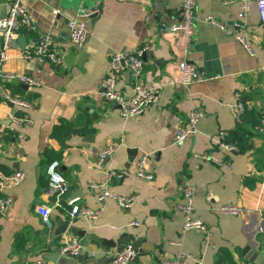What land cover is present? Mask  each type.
Wrapping results in <instances>:
<instances>
[{
	"label": "crops",
	"instance_id": "1",
	"mask_svg": "<svg viewBox=\"0 0 264 264\" xmlns=\"http://www.w3.org/2000/svg\"><path fill=\"white\" fill-rule=\"evenodd\" d=\"M12 1L0 0V15L7 13ZM21 1L34 25L23 32L28 45L49 33L62 60L26 59L23 49L11 44L3 63L4 71L34 76L39 83L25 88L7 81L0 90V168L25 173L19 185L0 187L1 195L13 199L8 212L0 211V264H36L39 259L52 261L51 256L62 264H113V252L128 242L137 249L130 264H171L179 252L200 257L191 264H215L222 247L231 252L235 264H255L244 254L249 245L264 255V131L253 128L254 121L264 117V24L255 2L243 19L245 29H240L253 42L255 54H250L233 33L205 19L211 14L230 24L240 10L235 0H194L190 41L180 30H160L162 22L181 20L183 0ZM94 6L98 11L83 17L88 29L83 47H72L68 19ZM2 46L0 35V50ZM143 46L147 49L141 80L159 87V98L142 114L125 117L118 104L104 99L101 80L114 52ZM185 58L207 78L184 85L180 63ZM133 84V75L123 73L119 85L127 95L133 93ZM6 91L30 106L12 104L5 99ZM237 98L246 105L240 122L232 109ZM193 109L204 112L197 131L175 143L176 131L186 125ZM26 114L30 124L15 121ZM70 123L83 128L74 131L63 147L52 132L56 125ZM239 124L250 131L243 149L219 150L218 132L230 134ZM105 147L114 151L99 164L98 153ZM130 149L135 152L129 163ZM194 151L225 155L229 164L196 159ZM142 157L152 179L137 175ZM55 159L66 180L62 194L47 172ZM109 169L122 175L108 182ZM186 181L195 186L194 214L208 224L209 242L204 232L183 229L179 204ZM104 189L135 195L136 202L121 208L110 198L101 201L98 195ZM74 198L101 208L100 216L72 218ZM223 203H237L243 211L222 213ZM42 204L51 208V225L37 210ZM74 236L82 245L76 256L63 250Z\"/></svg>",
	"mask_w": 264,
	"mask_h": 264
},
{
	"label": "built area",
	"instance_id": "2",
	"mask_svg": "<svg viewBox=\"0 0 264 264\" xmlns=\"http://www.w3.org/2000/svg\"><path fill=\"white\" fill-rule=\"evenodd\" d=\"M239 3L240 10L238 18L230 24L222 23L219 19L209 14L205 19L211 21L223 30L233 33L235 37L242 43L244 48L250 53L255 54L253 42L240 29H245L246 24L243 19L248 14L251 2H255L261 22L264 24V0H235ZM98 11V7L85 8L81 11L79 16L70 17L68 19L70 44L74 48H82L87 35L88 29L83 17L94 14ZM55 13L57 10L54 11ZM196 19V5L194 0H183L181 5V20L174 23L162 22L160 30L165 31H182L188 41L191 40L194 32V25ZM34 28L32 17L27 7L21 0H14L8 5V10L5 15H0V35L3 37V46L0 50V90L7 81H17L26 83L29 86L37 85L39 79L19 73L16 71H4L3 63L8 58V49L11 40L18 37L19 34L26 30ZM147 46L140 47L135 51H116L112 54L109 60V72L102 78L101 87L103 88L102 95L104 99L112 101L119 105L120 113L125 116H135L142 114L145 109L156 102L159 98L160 89L157 86L147 85L142 82L141 76L144 70V52ZM22 57L26 59H47L53 63H60L62 57L53 48V38L49 33H41L37 40L22 50ZM130 68L131 75L134 77L133 93L127 95L119 85V79L126 69ZM182 72L181 81L188 86L193 81L200 78H207L203 71H200L197 65L185 58L180 63ZM5 99L15 105L23 107L30 106V103L11 92H5ZM233 115L236 121L242 120L243 114L246 111L245 102L237 98L232 103ZM204 116V112L200 109H193L189 112L187 122L184 127L179 128L174 135V142L179 143L184 141L188 136L194 134L198 129V124ZM15 121L30 124L32 119L29 115L23 117H15ZM257 131H264V117H262L259 124L255 126ZM228 131L222 129L215 137L217 146L222 152H232L238 150L237 144L228 140ZM114 151V147L102 148L98 153V163L102 164L105 158ZM192 156L196 159L211 161L218 165L229 164L228 160L216 152L209 151H194ZM146 158L142 157L137 162V175L141 178L152 179L153 174L148 172L145 167ZM59 160H53L47 172L50 176L52 186L62 194L67 190L66 180L64 176L58 171ZM122 175V172L115 169H109L107 172V181L110 182L114 177ZM25 178V173L22 170H15L7 172L0 168V187L7 189L19 185ZM181 203L179 210L183 216L184 230H200L205 233L207 242H209L210 228L208 224L200 217L194 214V197L196 193L195 186L186 181L181 187ZM110 198L114 200L121 208H129L136 202L135 195H123L115 193L110 189H104L99 193L98 199L105 200ZM77 198L72 199L69 214L72 218H86L97 219L101 214V208H91L79 203H76ZM12 197L10 195L0 194V211L6 213L12 205ZM57 205H61L60 200L57 199ZM42 215L44 221L51 225L50 213L51 208L42 204L37 208ZM222 213L230 215H238L243 211L241 205L237 203H223L219 206ZM132 224L139 225V221H133ZM82 245L77 236L72 237L64 246V251H69L71 255H78L81 251ZM137 255V249L133 243L128 242L122 246L121 249L113 252V264H130ZM201 259L197 255L185 254L179 252L177 256L172 259L171 264H191V261L199 262ZM36 264H62L52 262L46 259H39Z\"/></svg>",
	"mask_w": 264,
	"mask_h": 264
},
{
	"label": "trees",
	"instance_id": "3",
	"mask_svg": "<svg viewBox=\"0 0 264 264\" xmlns=\"http://www.w3.org/2000/svg\"><path fill=\"white\" fill-rule=\"evenodd\" d=\"M245 116V115H244ZM243 116V118H244ZM262 117L254 121L253 128L255 129V126L260 123ZM243 120V119H242ZM83 127H77L76 125L70 123V124H59L56 125L52 135L57 137L63 144V147L67 146L66 139L69 138V136L74 131H82ZM256 130V129H255ZM257 131V130H256ZM250 131L245 130L242 124H239L234 131H231L228 137V140L234 144H237L240 150L243 149L245 146V139L247 137L246 134H249ZM58 156V153L56 154V157ZM215 264H235L231 252L226 248L222 247L220 248L218 258L216 260Z\"/></svg>",
	"mask_w": 264,
	"mask_h": 264
},
{
	"label": "water",
	"instance_id": "4",
	"mask_svg": "<svg viewBox=\"0 0 264 264\" xmlns=\"http://www.w3.org/2000/svg\"><path fill=\"white\" fill-rule=\"evenodd\" d=\"M11 43L15 45L16 47H21L22 49H24L28 44V40H27L26 35L24 33H21L18 35L17 38L12 39ZM124 74L127 77H130V74H131L130 68L126 69L124 71ZM20 85L25 88L28 87L26 83H20ZM130 152L131 154L129 156V163L134 158V155H132V153L135 152V149H130ZM66 252L69 253V251H66ZM244 254H245V258L248 259L249 261L254 262L255 264H264V255L256 251L255 249L251 248L249 245L244 248ZM50 258L53 262H57V258L55 256H51Z\"/></svg>",
	"mask_w": 264,
	"mask_h": 264
}]
</instances>
